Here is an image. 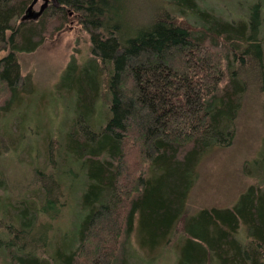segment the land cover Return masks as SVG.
<instances>
[{
  "label": "trees",
  "instance_id": "trees-1",
  "mask_svg": "<svg viewBox=\"0 0 264 264\" xmlns=\"http://www.w3.org/2000/svg\"><path fill=\"white\" fill-rule=\"evenodd\" d=\"M31 2L0 0V113L26 81L18 54L76 17L91 57L83 66L70 61L64 75L79 88L68 151L88 179L76 237L61 238L46 257L49 227L38 220L59 212L66 183L42 175V205L23 207L17 225L0 229V253L10 256L0 264H127L133 233L140 247L155 249L180 224L179 264H264V174L233 206L187 215L197 165L216 145L232 144L251 85L264 89L261 3L228 20L195 0H170L181 15L165 3L132 25L128 0H49L38 19L22 20Z\"/></svg>",
  "mask_w": 264,
  "mask_h": 264
},
{
  "label": "rangeland",
  "instance_id": "rangeland-1",
  "mask_svg": "<svg viewBox=\"0 0 264 264\" xmlns=\"http://www.w3.org/2000/svg\"><path fill=\"white\" fill-rule=\"evenodd\" d=\"M169 1L128 0L126 22L147 23L154 18L152 12H160L165 3L172 13L181 15ZM195 1L228 20L247 18L250 7L258 1L264 31V0ZM43 3L44 0H39L34 9L40 10ZM73 17L71 14L70 18ZM186 18L193 21L190 16ZM90 57L89 34L75 17L63 29L47 36L33 51L18 54L26 79L24 88L8 110L0 113V229L5 224L17 225L23 207L34 210L42 205V175L52 172L66 183L63 196L58 197L62 203L59 212L54 218L42 214L38 220L46 224V229L49 227L47 233L51 235L49 244L41 248L46 257L54 255L61 238L67 239L70 235L73 239L77 235L74 223L80 214V200L88 178L84 166L73 163L68 151L67 135L77 117L79 88L72 86V81L64 75L70 61L83 66ZM251 86L244 97L232 144L216 145L197 165L196 181L187 201L188 216L205 207L233 206L241 193L249 185L258 183L264 174L258 171L264 170V89L260 84ZM100 101L106 104L104 99ZM100 118L99 115L98 121L95 118L92 122L98 125ZM182 229L180 224L175 238L155 249L140 247L133 233L127 264H179ZM39 232L36 230L33 237ZM243 234L241 229L240 235ZM4 253L7 255V250ZM9 257L0 253V263Z\"/></svg>",
  "mask_w": 264,
  "mask_h": 264
},
{
  "label": "water",
  "instance_id": "water-1",
  "mask_svg": "<svg viewBox=\"0 0 264 264\" xmlns=\"http://www.w3.org/2000/svg\"><path fill=\"white\" fill-rule=\"evenodd\" d=\"M38 1L39 0H32V2L30 3V5L28 6V8L26 9L24 13L22 20L38 19L41 16L43 11L49 4V0H44V3L42 4L41 9L36 11L34 7Z\"/></svg>",
  "mask_w": 264,
  "mask_h": 264
}]
</instances>
